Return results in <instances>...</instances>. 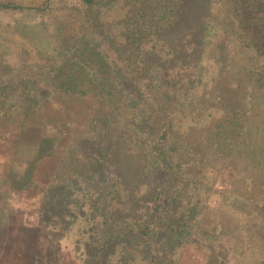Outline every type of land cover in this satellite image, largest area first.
Segmentation results:
<instances>
[{"label":"trees","instance_id":"1","mask_svg":"<svg viewBox=\"0 0 264 264\" xmlns=\"http://www.w3.org/2000/svg\"><path fill=\"white\" fill-rule=\"evenodd\" d=\"M80 1L91 12L97 5L114 0ZM131 1L137 12L143 8L142 17L149 16L146 3L141 5L143 0ZM40 2L34 4L37 11L53 8L52 0ZM30 6L23 1L0 0V10ZM167 6V21L153 28V43L148 44L150 56L157 58L155 65L149 61V66L156 70L155 77L165 88L154 90L159 94L155 102L142 101V75L130 74L123 62L110 57L109 52L114 50L107 41L101 45L91 32L76 27L80 19L76 8L69 5L59 13L52 11L51 21L56 23L44 41L60 55L57 65L47 67L52 72L54 91L59 97L88 99L90 117L83 124L66 122L74 131L73 136L67 133L72 146L61 162L72 153L79 154L80 160L75 163L68 158L65 165L69 168L56 172L62 184L56 194L50 195L48 207L38 209L41 219L21 220L11 203L7 209L0 207V236L4 242L0 264H156V258L150 257L153 249L173 256L176 243L173 263L181 264L191 217L171 215L179 201L170 190L176 185L178 168L194 155V148L183 138L191 128L202 130L200 153L221 158L247 154L248 167L264 170L262 116L254 110L247 115L250 106L240 105L249 98L258 108L264 107V0H178ZM93 18L90 21L98 23V15ZM233 39L259 59L257 66L253 64L255 67L246 72L251 87L246 85L248 90L240 92L241 96H232L237 104L226 105V111H205L198 122L190 116L176 120V115L184 112L183 107L176 110L178 105L188 103L175 93L177 87L192 91L186 99L206 107L204 90L217 83L223 88L221 76L227 71L232 79H245L242 69L231 71L228 50ZM45 81V75L22 77L13 88L22 87L31 101L36 97L41 100L47 92ZM10 91V87H3L1 96ZM3 107L0 100V118ZM213 115L221 118L212 121ZM154 117L159 119L157 123ZM50 123L49 134L47 131L36 142L21 144L18 157L24 163L35 156L49 155L59 144L57 127ZM33 165L29 161L28 167ZM165 198H170L169 202ZM150 199L154 204L143 203ZM139 209L146 212L142 219L137 214ZM145 244L150 246L148 255ZM73 249L82 251L83 263L79 257L72 258ZM204 257L203 264H216Z\"/></svg>","mask_w":264,"mask_h":264},{"label":"rangeland","instance_id":"2","mask_svg":"<svg viewBox=\"0 0 264 264\" xmlns=\"http://www.w3.org/2000/svg\"><path fill=\"white\" fill-rule=\"evenodd\" d=\"M16 1H23L33 7L0 10V100L4 102V114L0 118V207L7 209L11 203L16 207L21 220L39 221L42 215L38 209L43 207L44 210L48 207L46 203L52 200L50 195L56 194L59 190L57 188L62 184L56 172L69 168L65 165L68 158L75 163L80 160L79 154L72 153L61 162L65 151L72 146L67 133L70 132L73 136L74 131L66 122L76 121L83 124L90 117L88 99L77 95L59 97V94L56 95L58 92L54 91L52 72H48L47 67L57 65L60 55L51 51L44 41V36L51 32L56 23L51 21L52 11L59 13L60 8L69 5L76 8L80 14L76 27L81 31L91 32V37L101 41V45L104 44L103 41H107L115 51L109 52L110 57L123 62L126 65L124 68L130 74L142 75V101L155 102L154 97L159 94L154 93V90L165 88L159 85L160 82L155 77L156 70L149 66V61H154L155 65L157 58L150 56L148 44L153 43V28L167 21L164 19L170 12L167 5L178 0H143L141 5L146 3L148 17H142L143 8L137 12L131 0H114L105 5H97L91 12L84 9L80 0H52L53 8L45 11H37L34 7V4L41 3V0ZM93 15H98V23L90 21L95 20ZM230 42L232 44H229L231 46L228 53L231 71L234 73L242 69L241 76L245 79H232L227 71L221 76L225 82L223 88L217 83L204 90L206 107L199 102L194 104L195 101L190 98L186 99L192 91L190 93L186 88L177 87L175 93L182 95L181 101L187 100L188 103L186 101L187 104L178 105L176 110L183 107L184 112L182 116L178 113L176 120L184 121V118L190 116L198 122L204 118L205 111L213 110L218 114L220 110H227L226 105L235 107L237 103L232 96L239 97L240 92L247 89V86L251 87L246 80V72L255 67L253 64L257 66L259 59L234 39ZM42 75L46 76L47 90L41 97L42 101L39 97L32 101L27 99L22 87L13 88L22 77ZM5 86L10 87L11 91L8 95L1 96V89ZM211 101L213 103L210 106ZM32 103L36 105L31 109L29 106L27 108V105L31 106ZM240 105H249L247 115L254 110L262 116L260 121L264 122L263 106L258 108L256 102L254 104L249 98L246 103ZM220 118L213 115L211 120ZM153 119L156 123L159 121L157 117ZM51 121L59 132V144L49 155L35 156L24 163V160L18 157L21 144L36 142L39 136L43 138L47 135V131L49 134L48 126ZM201 131L191 128L188 136L183 137L195 151L194 155L186 158L188 164L178 168L176 185L170 190L179 201L171 215L175 218L184 215L191 217L189 233L185 239L187 250L181 264H203L204 256L216 264H264V170L255 171L248 167L247 154L246 157L244 154L235 153V157L221 158L216 154L200 153L204 139ZM253 134L254 132L250 131V135ZM262 135L264 136V132ZM260 140L264 139L260 136ZM29 161L34 164L32 168L28 167ZM103 161L107 162L106 158ZM132 191L137 193L138 189ZM59 198L62 200V197ZM169 200L170 198L164 199L168 202ZM143 203L154 204L151 199ZM163 207L164 205L161 209ZM137 214L142 219L146 212L139 209ZM2 244L4 245V242L0 236V246ZM145 245L144 250L148 255L150 246ZM176 246L173 248V256L159 253L154 248L150 257L156 258V264H175L173 261L175 253L177 254ZM82 254L81 250L73 249L72 258L79 257L83 263L85 256ZM175 259L177 260V257Z\"/></svg>","mask_w":264,"mask_h":264}]
</instances>
